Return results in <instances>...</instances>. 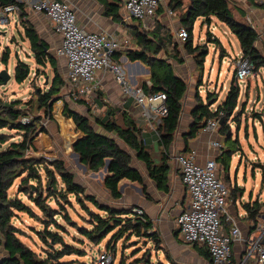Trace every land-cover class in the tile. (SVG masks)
Returning <instances> with one entry per match:
<instances>
[{"label": "trees", "instance_id": "16d2710c", "mask_svg": "<svg viewBox=\"0 0 264 264\" xmlns=\"http://www.w3.org/2000/svg\"><path fill=\"white\" fill-rule=\"evenodd\" d=\"M98 1L105 7L104 15L106 17L124 24L121 15V0ZM249 2L252 6L262 7L254 0H249ZM232 4V0H189L187 6L186 0H169L171 10L181 12V26L186 28L189 34L185 42V49L189 55L194 57L201 70L204 68L209 50L203 45H194V28L200 18H204L205 23L208 24H211L214 18L226 24L231 33L238 38L244 57L251 60L255 71L264 68V54L258 47L259 32L252 27L251 23L236 18ZM9 5H17L20 8L19 17L23 23L25 38L30 42L37 64L41 67H46L49 64L54 70V80L48 90L39 91L35 98L28 102L22 100L6 102L0 97V131L8 129L22 134L20 142L11 143L9 147L0 151V264H64L61 259L65 256L83 255L84 251L73 247L64 240L60 231L64 232L66 228L55 219L57 216L63 218L66 223L76 228L86 240L95 245L101 244L113 234L106 248L113 254L116 252L119 240L126 233H132L131 235L136 238V243H138L136 246V249H139L136 250L139 251L138 254L141 252L142 248L139 245L143 240L146 247L151 244L157 254L162 252L165 257L164 260H161L157 256V259L154 260L152 250L149 248L140 257L133 255V264H175L171 254L164 246L161 233L155 229L154 223L146 213L144 216H140L133 211L134 208H118L100 202L97 196L87 193V189L76 181L75 174L68 169L63 159L50 161L45 157H28L29 149L34 147L32 144L34 140L39 134L46 131V128L39 127L41 118L33 116L31 112L35 109L36 104L37 110L43 111L44 114H52L53 104L57 97H60L62 89L65 88L66 80L59 71L58 58L50 51L48 43L41 38L35 26L30 22L27 3L23 0H0V9ZM245 12V10L239 11L242 16L245 15ZM159 27L160 25H156L151 38V32L150 34L148 31L138 30V49L129 50L126 56L130 61H142L150 67L152 85L150 87L146 84L143 85L147 94L164 92L167 96L168 115L164 118L165 140L177 129L182 111V101L187 93L188 85L175 74L173 65L166 58L158 57L163 50H167L165 38L156 34ZM214 41L220 44L219 39L216 38ZM173 48L176 60L178 63H183V60L178 57V45L174 44ZM9 56L10 51L6 50L3 56L5 63L8 62ZM30 74V66L19 61L15 69L16 81L24 83ZM0 85H2L1 80ZM240 96L241 88L234 79L225 101L216 111H212L210 105L202 102L195 109L194 115L200 112L201 116L208 120L222 119L223 125L220 127V133L222 136L226 135L227 142H232V139L228 137L229 121L231 119L238 121L240 114L237 115V110ZM208 99L211 100L210 95ZM76 102L82 103L81 100ZM117 113L114 108L109 107L104 118H95L92 122L90 116L73 110L66 103L63 115L68 119L61 116V112L58 111L57 117L63 123V133L67 138L66 144L70 146V151L77 136L72 129L73 124L76 131H79L78 134H83L75 143L73 152L78 155L81 164L88 173H99L106 170L104 186L114 200L122 198L119 189L122 180L127 179L143 184L141 173L133 167L134 157L145 163L151 179L160 189L167 191L170 171L168 154H165L163 164L155 165L150 153L146 150L141 138V129L137 123L127 113H124L125 126L123 127L116 120ZM24 118L29 121L24 123ZM4 137L5 135L0 138L1 144L7 142ZM35 143L42 150L50 146L46 135L39 137ZM165 143L167 142L165 141ZM233 150L232 145L225 144L224 151L217 158L218 163H221L227 174L230 172L231 160L235 151ZM49 154L54 156L50 150L46 155ZM18 180H20L18 192L28 196L29 201L45 216L44 219L40 218L39 214L23 200L10 195V190ZM72 197L91 217L90 228L79 226L69 216L65 205L73 207ZM53 201L56 205L63 207V211L53 208L51 206ZM64 203L66 204L64 205ZM89 205H92L97 211ZM263 207L264 203L259 200L244 204L248 218L256 217ZM20 213L26 214L32 219H43L45 232H38L41 240L46 247L59 245L61 248L55 249L53 246L51 250H45V255H43L23 243L19 237L20 230L14 224ZM53 225L57 229L56 231L50 230ZM192 246L201 256L211 260L206 247L196 244ZM120 264L126 263L122 260Z\"/></svg>", "mask_w": 264, "mask_h": 264}, {"label": "crops", "instance_id": "0c3cea01", "mask_svg": "<svg viewBox=\"0 0 264 264\" xmlns=\"http://www.w3.org/2000/svg\"><path fill=\"white\" fill-rule=\"evenodd\" d=\"M28 2H36L39 0H23ZM67 3L77 14L78 24L89 32H108L118 36L122 41L128 40L127 46H124L115 54V58L120 61L127 73L129 81L133 86H143L146 82L151 81V69L142 61H130L126 54L129 50L138 49V30H143L141 23L134 19L126 20L124 17V7H121V15L124 19V24L115 22L112 18L104 15L105 7L98 0H60ZM243 4H250L249 0H238ZM255 3L261 5L264 0H254ZM122 4V2H121ZM189 0H186L188 6ZM251 5V4H250ZM248 5V6H250ZM263 6V5H262ZM259 7L250 6L249 10H255ZM172 12V13H170ZM181 12L173 11L169 7V0H162L158 10V20L156 34L159 37H164L167 41V50H163L158 57L166 58L173 65L175 74L182 78L188 85L187 93L182 101V111L177 129L169 138L164 140L166 130L164 127V118L152 117L145 115V109L139 105L131 96H126L122 92L121 85L116 81L113 74L109 71H99L96 76L94 89L87 96L80 99L82 103L71 99H66V103L70 108L77 112L90 116L93 122L95 118H104L108 108H114L118 113L116 116L117 122L121 126L124 125L123 114L127 113L141 129V138L144 142L146 150L150 153L155 165H161L165 162V154H168V164L170 166L168 176V190L160 189L156 182L151 179L147 166L136 157L133 159V167L139 170L143 177V184L132 182L124 179L119 184L122 198L114 200L108 190L104 186V179L107 174L106 170L99 173H90L89 178H84L82 181L78 179V173L71 170L78 183L87 189V193L97 196L98 200L104 204H109L118 208H140L143 209L148 218L154 223V227L161 233L164 240V245L169 247V253L175 261V264H212L210 258H205L192 246L183 243L180 236V228L178 219L184 211L188 202V192L179 173L177 156L185 152H194L196 154V163L204 165L209 159L217 158L219 151L213 147L212 142L221 141L225 147V143L221 140L222 134L219 132H210L206 130L208 119L202 117L201 113L194 115L195 109L202 102L210 105V109L215 111L224 101L219 100V95L216 93L218 88L214 87L215 93H208L207 96H202L201 86L204 84L205 65L208 62V56L201 70L194 57L189 55L185 49V43L182 44L177 38V31L181 27ZM29 20L35 26L37 32L43 40L50 46V51L55 54L56 49L61 44V37L55 32L52 22L43 14H38L29 10ZM156 28V27H155ZM144 31V30H143ZM147 32V31H146ZM149 33L153 31H148ZM231 32V31H230ZM150 33V34H151ZM153 35V33L150 35ZM219 39L218 37H216ZM218 44L220 48V59L227 55L226 48L223 43ZM178 45L179 59L183 63H178L175 58L173 46ZM194 45H203L197 43L194 37ZM243 54V53H242ZM58 68L64 78L67 76L66 60L58 58ZM214 67H211V72ZM222 72H219V76ZM224 88V87H223ZM209 95L211 100L208 99ZM246 106H242L245 109ZM238 107L237 115L240 113ZM261 115H257L260 119L264 115V107ZM240 119L238 118V121ZM48 126V135L54 136L59 134L57 122H51ZM74 125V124H73ZM75 127V126H73ZM74 129V128H73ZM59 131V133H58ZM74 131L77 134L76 129ZM62 134L63 130H61ZM100 132H103L100 130ZM79 133V131H78ZM81 134L76 136L79 137ZM65 136V135H64ZM75 137V136H74ZM50 142H52L49 139ZM165 141L167 143H165ZM34 148L43 155L50 150L56 156L55 149L50 143L49 149L42 150L36 143ZM51 148V149H50ZM66 153V156L69 154ZM70 155L76 158L73 154V149ZM61 157V156H60ZM77 160V158H76ZM79 170L83 169L84 174L87 173L83 167L78 164ZM228 178L231 179L230 173ZM231 197L229 211L233 216L238 217L239 226L246 237L249 234L247 215L240 218L242 215L239 211L240 207L244 208L247 202H254L251 198L243 201L245 198V190L239 187V183L233 185L232 180ZM259 200V199H258ZM260 201V200H259ZM264 210V207H263ZM226 227H229L225 224ZM244 244L236 243L233 247V264H240L244 260ZM248 264H258L257 259L253 258Z\"/></svg>", "mask_w": 264, "mask_h": 264}, {"label": "rangeland", "instance_id": "374dc122", "mask_svg": "<svg viewBox=\"0 0 264 264\" xmlns=\"http://www.w3.org/2000/svg\"><path fill=\"white\" fill-rule=\"evenodd\" d=\"M232 2V8L236 18L241 21L252 23L256 27L260 35L258 47L264 54V3L261 4L263 5L262 7L255 10H249L248 8L251 6L250 4H243L238 0H232ZM241 10L246 11V16H242L239 13ZM212 32L220 39L221 43H223L226 48L227 55L223 58V62L220 59L218 42L213 40L212 36L214 34ZM210 33L211 36H209ZM194 37L197 43L203 44V47L209 50V60L205 65L204 84L200 88L202 96H207L208 93H215L216 91L214 87H217L218 90L216 93L219 95V100L222 101V99L227 97L231 85L234 82L235 59L242 55L240 42L238 38L230 32L227 25L216 18L213 19L211 24L205 23V19L200 18L195 24ZM6 50L10 51L7 63L3 61V56ZM19 61L27 63L31 70L29 78L24 83H18L15 79V69ZM212 66L214 67L213 72H211ZM3 70H7L12 76L11 80L6 85H4L3 82L2 85H0V97L6 102L14 100L28 102L34 99L39 91L48 90L54 80V70L49 64L46 67H41L37 64L34 53L31 50L30 42L25 38L23 23L21 22L20 17L16 14L10 15L9 22L5 25L0 24V73ZM220 71L222 72L221 76H219ZM61 75L64 77L63 74ZM239 85L241 87V96L239 99L241 116L239 115L238 117L240 120L237 121L231 119L229 121L230 130L228 134H230V136L228 137L232 139V142H227L225 134H223L221 139L226 145H232V148L235 150H233L234 154L229 172L231 179L228 178V174L226 170L222 168L221 163H219V176L229 189H231V180L233 185L239 183V187L245 190V198H243L244 202L251 198L255 201L259 199L261 203H264V115L262 119L257 117L258 114L261 115L260 113H262L264 107V68H261L259 71L254 70L250 77L239 81ZM66 99L71 98L68 95L67 89L63 88L60 97H57V100H55L53 104V112L50 115L37 110V105L35 104V109L31 114L35 117L41 118L39 127L46 128V131L39 134L32 144L33 146H36L35 141L39 137L47 135L46 137L48 140L50 139L52 141L49 142L52 144L57 155L50 156V154H45L44 157L50 161L63 159L66 162L68 169L70 171L75 170L78 173V179L82 181L84 178H89L90 173L87 172L84 174L83 169L79 170L76 158L70 155V146L66 144L67 138L61 132V130H63V123L59 117H57V111L63 114ZM242 106H246L245 109H242ZM59 108L61 109L59 110ZM49 117L52 118L50 119ZM54 121L57 122L60 133L58 131L59 134L55 133L54 136H51L48 135L47 130L49 124H52L51 122ZM73 128L75 129V127ZM4 135L7 142L4 144L0 143V151L9 147L11 143L20 142L22 140V134L15 130H1L0 138ZM46 149H49V147H46ZM65 152H67L69 156H66ZM33 156L40 157L36 155ZM76 181L78 182V180ZM19 184L20 180H18L10 190V195L17 196L19 199L23 200L39 214L40 218L44 219L45 216L29 201L28 196L18 192ZM71 200L74 204L73 207L65 205L66 203H64L69 216L79 226L90 228L89 220L91 217H89V215L75 202L73 197ZM51 206L63 211V207L61 208V206L56 205L54 201L51 202ZM89 206L97 211L92 205ZM238 206L239 211L242 214L240 218H242L245 216V211L243 207H240L241 204ZM229 207H231V205L228 204L227 210L230 213ZM230 214L232 215V213ZM235 218L238 220V217ZM43 219H32L28 215L20 213L15 219L14 224L20 230L19 237L22 242L37 251L39 254L45 255V250H51L53 246H55V249H60L61 247L59 245L46 247L41 240L38 232H45V227L42 223ZM55 219L66 228V231H60L64 240L73 247L84 251L83 255L65 256L61 261L64 264H96L100 252L107 248L113 234L106 238L101 244L95 245L86 240L76 228L66 223L60 216L55 217ZM50 230L56 231L57 229H55L53 225L50 227ZM131 234L132 233H126L117 243L116 252L113 254L114 262L112 264H120L122 260H124L126 264H133V255H136L135 257H140L147 252L149 248L152 250L154 260L157 259V256L158 259H165L162 252L157 254V252L153 250L152 245L149 244L146 247L145 243L143 244V240H141V244L139 245L142 248L141 252L138 254L139 251H136L139 250L136 249L138 243H136V238ZM164 246L169 250L167 245Z\"/></svg>", "mask_w": 264, "mask_h": 264}, {"label": "built area", "instance_id": "2783aa9c", "mask_svg": "<svg viewBox=\"0 0 264 264\" xmlns=\"http://www.w3.org/2000/svg\"><path fill=\"white\" fill-rule=\"evenodd\" d=\"M161 1L121 0L124 17L126 20L139 21L144 31H154ZM27 5L29 10L46 16L52 22L55 32L61 37V44L56 49L55 55L66 60L65 88L71 99L78 101L87 96L94 89L97 73L109 71L121 85L122 92L126 96L133 97L144 107L147 117H167L166 94L164 92L147 94L143 86H133L123 64L115 58V54L127 46L128 40L122 41L118 36L108 32L87 31L78 24L74 9L63 1L39 0L28 2ZM12 14L18 16L21 14L17 5L1 8L0 24L8 23ZM251 25L256 29L252 23ZM188 37L187 29L181 26L177 31L178 40L184 44ZM212 37L213 40L216 39L215 34ZM254 70V64L249 58H245L243 54L236 58L234 76L236 84L239 85V81L250 77ZM145 84L148 87L152 85L151 81ZM28 121L26 118L23 119L24 123ZM221 121L222 119H209L206 130L219 132ZM212 145L219 151L218 156H220L224 151L221 141H214ZM27 154L29 158L44 157L35 148L29 149ZM217 158L209 159L204 165L196 163L194 152L181 153L176 158L189 198L178 219L181 239L188 245L206 247L212 264H233V247L236 243H242L245 247L244 260L240 264H248L253 258L257 259L258 264H264V210L254 218H248L246 212L249 234L245 237L238 220L227 210L231 190L219 176ZM133 211L140 216L145 215L143 209L134 208ZM113 262V253L104 249L100 252L96 264Z\"/></svg>", "mask_w": 264, "mask_h": 264}, {"label": "water", "instance_id": "95a60500", "mask_svg": "<svg viewBox=\"0 0 264 264\" xmlns=\"http://www.w3.org/2000/svg\"><path fill=\"white\" fill-rule=\"evenodd\" d=\"M11 77H12V76L10 75V73H9L7 70H3V71L0 73V80L3 82L4 85H6V84L11 80ZM62 112H63V111H62ZM61 116H63V114H61ZM63 117H64V116H63ZM220 124L223 125V121H221ZM82 136H83V134H81L79 137L75 138V140L73 141V144H72V149H73L75 143L77 142V140H78L79 138H81ZM228 136H230V134H228ZM73 154L76 156L78 164L86 170V168L81 164L78 155L75 154L74 152H73Z\"/></svg>", "mask_w": 264, "mask_h": 264}]
</instances>
